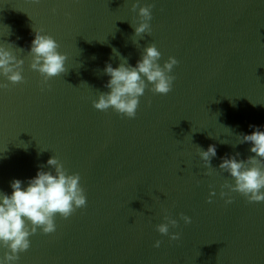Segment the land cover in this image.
<instances>
[{"label": "water", "instance_id": "95a60500", "mask_svg": "<svg viewBox=\"0 0 264 264\" xmlns=\"http://www.w3.org/2000/svg\"><path fill=\"white\" fill-rule=\"evenodd\" d=\"M133 2L0 0V47L24 61V82L0 89V192L54 171L55 156L80 175L87 200L67 219L57 215L55 232L30 236L16 264H264V201L221 197L234 181L218 167L222 157L254 155L238 137L250 125L264 131V0H139L153 5L141 36L130 26L139 23ZM34 30L67 57L66 73L46 86L29 67ZM149 44L161 66L178 61L172 90L149 85L132 119L94 109L109 91L105 64L124 57L134 67ZM209 145L216 156L206 169L198 153ZM166 213L178 240L156 231Z\"/></svg>", "mask_w": 264, "mask_h": 264}, {"label": "clouds", "instance_id": "9594fccd", "mask_svg": "<svg viewBox=\"0 0 264 264\" xmlns=\"http://www.w3.org/2000/svg\"><path fill=\"white\" fill-rule=\"evenodd\" d=\"M38 2V0H37ZM139 0L132 3V10L137 11V25L130 24L134 28V35L150 34V21L152 19V4L138 6ZM55 11V10H53ZM60 45L55 39L41 31L34 30V38L30 43L29 53L31 61L29 67L38 72L42 77V83L46 86L47 81L53 77L66 73L65 54L58 51ZM114 50L112 49L113 53ZM117 52V51H116ZM118 53V52H117ZM120 55V54H119ZM117 67L106 63L103 74L110 77L105 88L107 92H99L97 99L93 100L92 106L99 111H107L111 108L115 113L123 117L135 118L139 107V98L144 95L145 89L154 94L167 95L172 90L175 79L170 75L178 61L174 57L168 59L161 66L158 61L161 53L154 44H149L143 49L141 58L133 67L122 57ZM24 61L8 49L0 47V76L7 83L0 82V89L23 83L22 65ZM254 130L251 134H239V143H250L249 151L254 155L246 159H238L235 156L221 158L219 169L230 175L234 183L227 181L221 185L223 190L220 196L224 197L231 192H237L248 202L264 201V131L250 125ZM199 148V147H198ZM199 157L204 167H211L210 161L216 156L215 145H209L207 150L199 148ZM47 166L54 171L38 170L35 177L27 180V186L22 187V181L13 179L10 182L11 194L0 192V247L5 248L0 264H16L19 253L27 251L30 247L29 237L35 235L37 230L43 234L55 232V217L67 219L77 209L86 207L87 200L85 191L80 184L78 173L69 174L62 163L55 156L47 160ZM43 166H41L42 168ZM209 174V173H206ZM215 193L210 192L209 197ZM208 202H211L209 198ZM231 198L225 203H231ZM179 218L185 224L191 223L190 217L179 214ZM165 222L156 225V231L161 235H168L170 240H178L179 233H169V227L178 226V221L169 214L163 216ZM161 241H155L153 247H159Z\"/></svg>", "mask_w": 264, "mask_h": 264}]
</instances>
